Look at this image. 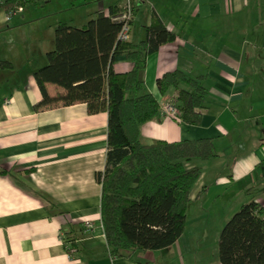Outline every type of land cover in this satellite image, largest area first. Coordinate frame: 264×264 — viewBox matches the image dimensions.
<instances>
[{
	"label": "crops",
	"instance_id": "obj_1",
	"mask_svg": "<svg viewBox=\"0 0 264 264\" xmlns=\"http://www.w3.org/2000/svg\"><path fill=\"white\" fill-rule=\"evenodd\" d=\"M126 1L24 0L11 17L0 9V169L9 172L0 174V264H223L227 221L250 200L264 206V0H142L130 42L144 39L153 14L178 35L148 57L143 76L161 110L142 125V141L212 138L218 156L188 163L202 174L174 244L112 254L98 179L107 163L108 114L90 113L85 103L36 110L42 94L33 71L47 63L58 22L82 25ZM73 10L80 17L66 19ZM132 67L125 55L114 63L120 73ZM174 70L201 77L208 90L199 124L162 113L164 104H178L179 89L162 94L158 86ZM86 220L93 222L88 232Z\"/></svg>",
	"mask_w": 264,
	"mask_h": 264
},
{
	"label": "trees",
	"instance_id": "obj_2",
	"mask_svg": "<svg viewBox=\"0 0 264 264\" xmlns=\"http://www.w3.org/2000/svg\"><path fill=\"white\" fill-rule=\"evenodd\" d=\"M24 0H4L0 9L16 10ZM121 9L98 12L88 22L73 26L56 24L54 48L47 63L33 71L42 99L38 111L85 103L90 113L108 114L106 168L98 173L102 183L101 216L112 254L126 250H157L171 246L184 233L191 192L202 174L194 159L218 156L214 139L155 140L144 143L142 125L161 110L148 90L144 71L148 57L178 35L153 14L143 40L121 41ZM136 5H134V15ZM133 63L130 71L117 72L118 56ZM3 68L12 67L4 61ZM185 82L188 88H180ZM162 94L179 89L180 119L199 124L208 90L202 78L182 70L166 72L158 79ZM9 172L0 169L1 175ZM223 264H264V206L255 200L242 204L225 224L219 240Z\"/></svg>",
	"mask_w": 264,
	"mask_h": 264
},
{
	"label": "built area",
	"instance_id": "obj_3",
	"mask_svg": "<svg viewBox=\"0 0 264 264\" xmlns=\"http://www.w3.org/2000/svg\"><path fill=\"white\" fill-rule=\"evenodd\" d=\"M4 0H0V2H3ZM142 0H127L121 11L113 16V19L117 22H120L122 24L120 33H119V39L121 41H128L130 38V33L132 30V23L134 20V5L136 2H139ZM23 7L22 5L19 6L16 10L8 12L9 16L11 17L15 13L22 11ZM162 113L164 116L171 117V118H180L179 115V110L176 104L170 102L164 104L162 107ZM84 232H88L92 229L93 227V222L90 220H86L84 222ZM68 249L70 250L71 253L75 252V248L71 245L68 246Z\"/></svg>",
	"mask_w": 264,
	"mask_h": 264
},
{
	"label": "rangeland",
	"instance_id": "obj_4",
	"mask_svg": "<svg viewBox=\"0 0 264 264\" xmlns=\"http://www.w3.org/2000/svg\"><path fill=\"white\" fill-rule=\"evenodd\" d=\"M52 6H53V7H48V8L46 9V12H48V10L56 11V10L58 9V7L60 6V3H59V4H53ZM41 9H42V8H41ZM71 10H72V9H69V11H71ZM77 14H78V15H77ZM71 15H72V16L74 15V16H78V17H80V12L77 11V10H76V11L73 10V11L70 12V13L68 12V13L66 14V17H67L66 19H69V17H70ZM68 21H69V20H68ZM75 23H79V24H80V23H82V22H81V20H76Z\"/></svg>",
	"mask_w": 264,
	"mask_h": 264
}]
</instances>
